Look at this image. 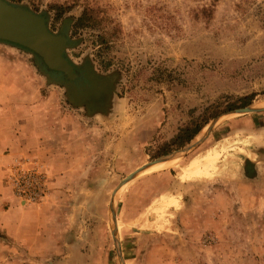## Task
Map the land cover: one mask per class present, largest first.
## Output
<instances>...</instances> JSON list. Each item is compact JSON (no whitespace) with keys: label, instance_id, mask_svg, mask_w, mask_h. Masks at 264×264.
I'll list each match as a JSON object with an SVG mask.
<instances>
[{"label":"rangeland","instance_id":"1","mask_svg":"<svg viewBox=\"0 0 264 264\" xmlns=\"http://www.w3.org/2000/svg\"><path fill=\"white\" fill-rule=\"evenodd\" d=\"M9 1L65 29L69 58L106 75L114 97L88 113L31 53L0 42V145H62L3 166L0 191L21 206L55 190L56 224L47 260L2 246L0 230V264H264V111L233 112L264 104V0ZM168 155L179 160L118 189ZM25 175L41 198L19 195Z\"/></svg>","mask_w":264,"mask_h":264},{"label":"water","instance_id":"2","mask_svg":"<svg viewBox=\"0 0 264 264\" xmlns=\"http://www.w3.org/2000/svg\"><path fill=\"white\" fill-rule=\"evenodd\" d=\"M32 22L36 23V26L31 24ZM0 42L21 48L31 53L35 59V64L46 78L47 83L63 87L68 101L76 107L84 108L88 113H91V105H94V99H96H91L89 97V93L92 95L97 91L96 88H93L94 84L99 85V81H101L106 86V89L103 88L102 90L101 88L98 100L102 101L101 96L104 94L103 92L105 90L107 91L106 95H108L109 89L107 87L106 75L97 74L95 72L93 74V68L91 66L84 67L85 74L90 73L93 76L92 81L89 74H86L87 78L93 82L90 90H88L89 92L85 89L81 94L76 93V91H71V85L77 81L74 79L75 76L72 75L71 71H74V69L79 70V68L83 67L73 62L67 55V50L73 47L69 34L65 29L59 32L51 30L49 18L43 13H37L24 4H15L9 0H0ZM85 74L83 78H86ZM95 75L97 77H95ZM83 78H79L80 84L85 81L87 84L88 80H83ZM101 101H99V104ZM96 103L94 106L98 109ZM255 111H264V107L247 106L236 109L233 112L245 113ZM170 158L171 155L163 156L147 163L129 174L118 185V189L133 179L139 172ZM118 189H116V191Z\"/></svg>","mask_w":264,"mask_h":264},{"label":"crops","instance_id":"3","mask_svg":"<svg viewBox=\"0 0 264 264\" xmlns=\"http://www.w3.org/2000/svg\"><path fill=\"white\" fill-rule=\"evenodd\" d=\"M58 146L49 145V148L52 149L49 153L51 156L62 147L61 145L59 148H56ZM49 148H47V145H0V173L2 172L3 166L10 162L16 155L31 152L45 156L46 158L49 157V154H46ZM261 150L264 153V148H261L258 154L261 158H264L263 153H260ZM56 180H58V177H56ZM54 191L52 190V194ZM55 193L57 194V192ZM52 194V202L50 198L46 203L38 206H21L18 204L16 198L5 188L0 191V218L2 219L0 221V230L8 236L5 241H2V246H27L37 251L41 249L44 252H39L41 255L40 259L47 260L48 256H52L50 252H45L47 247L54 244L51 242V231L56 224L51 219L52 204L55 206Z\"/></svg>","mask_w":264,"mask_h":264},{"label":"bare ground","instance_id":"4","mask_svg":"<svg viewBox=\"0 0 264 264\" xmlns=\"http://www.w3.org/2000/svg\"><path fill=\"white\" fill-rule=\"evenodd\" d=\"M31 24H34L35 26H36V23H31ZM77 64V63H76ZM71 73H72V75H74L75 77H74V79L75 80H77L78 79V77H79V73H78V70L77 69H74V71H71ZM94 74V73H93ZM89 77L91 78V80H92V74H90L89 73ZM95 77H97L96 75H95ZM94 79V78H93ZM98 80V79H97ZM93 81V80H92ZM101 82V81H100ZM103 82H101L100 84H102ZM71 86H74V88H73V91H76V93H78V94H81V92H83V91H85V90H90V88L91 87H89V84H86V86H81V87H79V85H77V84H72ZM85 89V90H84ZM104 89H106V88H104ZM106 91V90H105ZM104 91V92H105ZM89 92V91H88ZM107 92V91H106ZM99 93H98V95H97V93H94V94H92V95H90V93H89V97L91 98V99H94L95 97H97L96 99L98 100V98H99ZM113 97L114 96H112V97H110V100H106V102H105V105L108 107L109 106V104H110V108H111V106H113V104L111 103L112 101H113ZM109 99V98H108ZM93 101V100H92ZM99 101H101V100H99ZM116 105V104H115ZM259 107H264V104H263V106H259ZM263 153V151L261 150L260 151V153ZM263 155H264V153H263ZM179 160V158H172V159H168V160H165L166 162H164V161H162V162H164V163H162V162H159V163H157V164H155V165H153V166H151V167H149V168H151V169H153V170H158V169H162V168H166V167H169V166H171V165H173V164H175V162H177ZM248 160H251V159H248ZM251 162V161H250ZM161 163V164H160ZM149 168H147V169H149Z\"/></svg>","mask_w":264,"mask_h":264},{"label":"built area","instance_id":"5","mask_svg":"<svg viewBox=\"0 0 264 264\" xmlns=\"http://www.w3.org/2000/svg\"><path fill=\"white\" fill-rule=\"evenodd\" d=\"M26 177H24L25 179H18V182L17 185L19 188L18 189V192H19V195L23 198V200L25 201V199H28V200H37L39 198L42 197V192L39 189H37V183L36 181L30 177V175H25ZM26 185H29L30 189L31 190H26L24 187ZM33 186V188H31Z\"/></svg>","mask_w":264,"mask_h":264},{"label":"trees","instance_id":"6","mask_svg":"<svg viewBox=\"0 0 264 264\" xmlns=\"http://www.w3.org/2000/svg\"><path fill=\"white\" fill-rule=\"evenodd\" d=\"M245 99H247V98H245ZM201 128H202V125H200L195 130H191L188 127L182 128L180 130V132L174 137V139L172 141V145H178V146L185 145L194 137V135H196V132L199 131V129H201ZM165 146L168 147L170 145H165Z\"/></svg>","mask_w":264,"mask_h":264},{"label":"flooded vegetation","instance_id":"7","mask_svg":"<svg viewBox=\"0 0 264 264\" xmlns=\"http://www.w3.org/2000/svg\"><path fill=\"white\" fill-rule=\"evenodd\" d=\"M78 70V69H77ZM79 70L81 71V78H83L84 76V74H85V69H84V67L83 68H79ZM83 81V80H82ZM86 83V81L85 82H82L81 84H80V79H78L77 81H76V83L75 84H77V85H79V87H83V85ZM99 85H101V84H99ZM99 85H97V84H95L94 86H96V87H98ZM86 86V85H85ZM81 87V88H82ZM73 88H74V86H71V91L73 92ZM106 92V91H105ZM104 92V94L101 96V98H102V101L100 102V104H99V100H97V99H94V104L96 103V105H97V108H99V107H102V106H105V100H106V94H107V92L105 93ZM101 93V92H100ZM95 98H97V97H95Z\"/></svg>","mask_w":264,"mask_h":264}]
</instances>
